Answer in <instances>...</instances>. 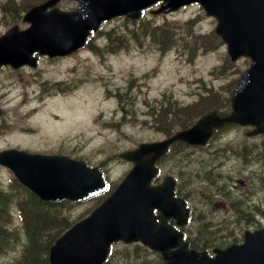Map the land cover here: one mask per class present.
Instances as JSON below:
<instances>
[{
	"label": "rangeland",
	"instance_id": "rangeland-1",
	"mask_svg": "<svg viewBox=\"0 0 264 264\" xmlns=\"http://www.w3.org/2000/svg\"><path fill=\"white\" fill-rule=\"evenodd\" d=\"M6 1L0 0V33L13 24H18L19 28L27 25L21 19L24 11L17 15L4 10L2 4ZM56 5L62 9H72L77 1L60 0ZM142 20L170 30L172 39L165 52L146 38L140 44L135 41L132 34H137ZM215 22L214 17L207 15L198 3L158 14H152L151 8H146L135 21L119 16L102 23L90 36V42L99 51L86 47L62 57L39 55L34 67H0V149L15 146L32 152L63 153L90 164L102 161L107 177L119 179L130 166L129 162L118 158L121 151L135 146L139 141L163 136L150 114L154 106H158L166 97L170 101L190 102L199 94L207 93L209 87L213 91L218 90L220 95L228 96L229 83L247 67L249 58L240 57L231 67L233 72L227 67L223 75L216 73L227 56L224 42L217 37L216 43L208 48L200 42L202 35L213 33ZM118 36H122L120 41ZM110 47H113L112 51ZM244 129L248 130L246 127L226 130V136L230 139L228 144L250 143L256 145L258 150L264 136L247 138ZM212 149L210 144L206 150L190 148L188 152L189 156L206 158V152ZM172 152L168 155H172ZM172 156L176 158L177 155ZM232 156L229 154L227 158ZM256 162L249 166L235 159L224 163L222 172L230 180L226 185L227 193L241 191L242 203L252 199L264 202V187L257 182L260 177L252 172L255 169L264 174V161L257 158ZM179 164V161L174 162L166 157L160 164V178L162 172L167 170L176 172ZM198 165V162H192L185 168L194 169ZM11 176V171L0 165V181L5 183ZM233 177L242 178L243 184L233 181ZM255 177L258 178L255 180ZM234 182L237 183L235 186L232 185ZM197 184V181L194 182V186ZM205 193L209 204L201 209L203 217L213 222L210 228L223 227V220L220 219L223 210L219 208H223L226 201L216 197L217 190L214 188L207 187ZM188 199L192 220L185 231L192 236L190 232L194 231V217L200 211V199L192 192L188 194ZM89 203H71L65 213L76 217ZM251 209L250 221H237L232 215L223 216V219L230 221L229 225L236 226V238L242 228L253 229L249 225L253 221L258 223L254 205ZM215 214L218 215L216 219L213 218ZM11 216L12 223L19 226L18 215L13 213ZM259 220V226H264V217ZM233 240L229 238L226 242ZM136 244L138 248L134 250ZM14 245L15 248L0 256V262L16 256L14 253L19 245L17 242ZM111 251L112 255L105 264H134L135 252L139 256L142 252L148 260L151 255L150 249L140 243L126 244L121 241L115 242ZM125 254L132 257L130 261L122 260Z\"/></svg>",
	"mask_w": 264,
	"mask_h": 264
},
{
	"label": "water",
	"instance_id": "water-1",
	"mask_svg": "<svg viewBox=\"0 0 264 264\" xmlns=\"http://www.w3.org/2000/svg\"><path fill=\"white\" fill-rule=\"evenodd\" d=\"M57 1L31 6L23 16L28 27L13 25L0 35V65H35L32 53L36 50L49 56L67 54L81 46L90 29H96L103 19L117 15L136 18L142 8L158 0H78L73 10L47 9ZM193 1L216 18L215 31L226 42L230 58L247 55L251 59L235 82L231 111L224 116L209 112L168 138L140 142L124 151L121 155L132 161L131 168L88 215L54 241L49 248L50 264H101L111 242L119 239L140 240L158 250L162 264H264V228L245 230L242 242L214 248L213 256L189 247L182 232L166 221L172 217L181 225L188 215L184 200L173 194V177L166 175L160 183H151L155 159L175 139L204 144L213 126L223 122L255 125L249 134L264 132V0H161L153 12ZM0 163L44 200H79L105 187L96 166L62 154L7 148L0 150Z\"/></svg>",
	"mask_w": 264,
	"mask_h": 264
},
{
	"label": "trees",
	"instance_id": "trees-1",
	"mask_svg": "<svg viewBox=\"0 0 264 264\" xmlns=\"http://www.w3.org/2000/svg\"><path fill=\"white\" fill-rule=\"evenodd\" d=\"M21 5L16 4L13 9H11L10 3L11 1L5 3L4 9L6 11H13L12 13H17L20 8H26L31 2L20 0ZM137 34H132L135 37V41L140 44L144 42V38H146L150 43H156L157 46L164 50L167 48V44L171 41L172 36L170 30L168 28L161 26L150 24L148 20H142L139 28L137 29ZM134 32V30H133ZM215 38L217 36L212 33L211 35H202L200 37V42L204 43L202 46L212 47V44L216 43ZM118 39H122V36H118ZM114 42V40L112 41ZM116 43V42H114ZM205 47V49H207ZM113 49V47L111 48ZM233 63L225 57L222 64L217 68L219 74L225 73V69L231 68ZM233 72V68H231ZM234 79L231 80L229 84H232ZM231 89L230 85L227 88ZM219 107H223L224 110L222 113L229 110V96L220 95L218 90L212 91L210 90L208 95H201L198 100H195L191 104H186L180 107L177 110V107L174 109L167 107H161L159 112L154 114V117L158 119L159 125L157 126L166 134L171 133V127L174 124H177L179 127H185L193 122L196 116L211 110L217 109ZM157 111V110H156ZM155 112V111H154ZM228 124H225L224 127H227ZM224 127H220L215 130V135L217 134L219 129H223ZM180 146H176L175 143L172 146V155L176 154V158H190L189 152L186 148L179 150ZM225 147L217 148V154L214 156H209V158H219L223 156V150ZM229 154L233 155L232 157L236 158H261L259 151L257 150V146L254 144H238L236 146H232L229 149ZM229 154L226 156L228 157ZM169 155L170 158H175L174 156ZM167 157V155H165ZM231 157V158H232ZM244 165H250L244 161H241ZM210 161L207 162V164ZM202 168L201 171L194 174L186 173L183 179L182 186L179 187L177 185L175 187V192L180 194L183 191L190 192L192 189H196L194 186V182H198L199 185H207L212 183L213 188L219 190L220 192H227V186L223 182L225 180H219L216 177V173H213V166L207 165ZM258 177H255V180ZM157 179V178H156ZM261 186L264 187L261 178L259 181ZM115 185V182L108 183L105 191L97 194L92 198L93 203L86 209H83L79 215L76 217H71L69 214H66V209L70 205V201L67 199H57V200H44L39 198L36 194L30 191L23 184L18 182V180L11 176L10 179L2 183L0 181V256L5 254L7 251L15 248L14 243H18V249L16 251V256L7 261H1L0 264H48V249L51 243L56 239V237L69 225H71L74 220L80 218L89 211V209L97 204L99 200L104 197V195L110 191ZM257 188V185H254ZM236 192H228V199L235 205L236 211H233L237 217L235 219L238 221L240 217L249 219L252 216L253 209L250 208H242V198ZM254 202V208L256 207V203L259 202L257 200L252 199ZM257 208V207H256ZM255 208V209H256ZM16 212L19 218V226H16L12 223L11 214ZM239 217V218H238ZM195 222V235L193 238H189L190 245L195 248H204L208 246H212L214 244H218L226 241L229 238L235 237L237 235L233 225H229L228 221L223 220V227L210 228L209 220H205L201 213H198L196 217H194ZM227 222V223H226ZM220 224V223H219ZM18 227H21L22 230H19ZM223 230H226L223 232ZM220 232V233H219ZM23 234V238H22ZM138 248V244L134 246V250ZM150 259H146V257L141 252V256L137 255L138 252H135L134 255V264H160L161 256L156 251L149 252ZM112 255V251L110 252L108 259ZM122 260H128L130 257L128 254H125ZM127 258V259H126Z\"/></svg>",
	"mask_w": 264,
	"mask_h": 264
},
{
	"label": "flooded vegetation",
	"instance_id": "flooded-vegetation-1",
	"mask_svg": "<svg viewBox=\"0 0 264 264\" xmlns=\"http://www.w3.org/2000/svg\"><path fill=\"white\" fill-rule=\"evenodd\" d=\"M205 159H212V160H215V162L217 163L216 165V167L217 168H220V169H222L223 168V164L228 160V161H232L233 159H235V160H239V158H205ZM205 159L204 160H202V161H205ZM242 159V158H241ZM246 159H248V158H246ZM250 159V158H249ZM253 159V158H252ZM223 163V164H222ZM215 165H213V167H214ZM192 171H196V170H192ZM252 172L254 173V174H257V175H261L262 173L260 172V171H256L255 169H253L252 170ZM220 175H221V177L222 178H225L226 177V175H224V174H222V173H220ZM233 179H234V181L235 180H237V181H239V180H242V181H240L239 182V184L240 185H242L243 184V182H244V180L242 179V178H238V177H233ZM237 183H233L232 185L233 186H235ZM240 196H242V193H241V191H236ZM220 201H222V200H220ZM203 202H205V199H203ZM223 203H224V201H222ZM253 205H254V202H252V201H245V202H243V207L242 208H250V207H253ZM226 206V204L224 203V207ZM264 206V202L263 201H259V202H257L256 203V207L257 208H259V207H263ZM255 207V208H256Z\"/></svg>",
	"mask_w": 264,
	"mask_h": 264
}]
</instances>
